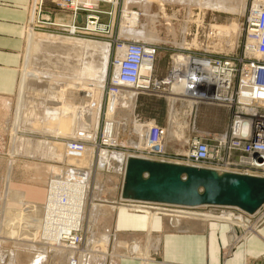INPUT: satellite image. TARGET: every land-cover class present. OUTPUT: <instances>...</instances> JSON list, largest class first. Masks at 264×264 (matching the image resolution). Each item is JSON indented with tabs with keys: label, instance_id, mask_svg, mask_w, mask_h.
Listing matches in <instances>:
<instances>
[{
	"label": "rangeland",
	"instance_id": "1",
	"mask_svg": "<svg viewBox=\"0 0 264 264\" xmlns=\"http://www.w3.org/2000/svg\"><path fill=\"white\" fill-rule=\"evenodd\" d=\"M116 1L114 10H104L108 15L104 16L103 23L110 29L112 26V31L106 27L105 32L97 35L72 34L65 30L62 25L71 22L70 14L50 3L45 6L48 10H42V16L37 18L31 14L27 20L17 91L11 98L10 118L0 129V246L14 251L15 264H29L35 255H41L37 264H72V256L79 251L63 246H60L63 250L58 251L45 248L47 244L62 245L54 225V220L58 225V218H63L59 209L52 210L48 220L54 226V235L39 233L36 242L31 241V238L36 239V234L29 233L20 222L46 213V204L50 206L57 201L56 193L48 197L49 187L53 186L56 191L66 193L64 200L62 196L58 199L60 207L67 205L73 211L76 201H85V245L92 253H82L84 257L79 255L78 258L83 259L84 264H112V203L123 199L120 196L125 156L141 155L136 146L143 145L147 133L139 122L155 121L166 126L165 151L168 161L174 163L182 161L189 136L227 129L230 113L217 112L216 124H209L206 116L212 110L207 105L193 107L184 101L185 97L172 93L178 81L154 85L143 94L121 90L118 98L111 102V98L103 95L113 72L111 40L154 45L157 53L153 74L160 79L173 64L178 67L176 70L184 68L188 58L180 61L179 55L194 52L203 55L213 51L219 56H240L243 23L250 10L264 7V0ZM116 55L120 58L118 52ZM17 109H21L22 114L19 125L15 119ZM137 125L144 128L137 129ZM83 129L95 132L98 138L104 129L105 138H117L116 148L109 154H101L100 160L92 145L69 156L64 139ZM27 140L42 143L41 152L40 148H25ZM8 165L12 172H7ZM52 168L57 170V178L50 180L47 174L48 171L53 174ZM9 178L11 190L23 193L22 201L17 195L6 203L5 183ZM82 189L86 192L82 193ZM33 203L40 205L34 207ZM38 209L45 212L38 216ZM115 211L117 216L118 209ZM54 213L58 218L53 217ZM68 215L71 218L73 213L68 212ZM37 219L45 221L43 217ZM59 226L63 227L62 231L70 228Z\"/></svg>",
	"mask_w": 264,
	"mask_h": 264
},
{
	"label": "built area",
	"instance_id": "2",
	"mask_svg": "<svg viewBox=\"0 0 264 264\" xmlns=\"http://www.w3.org/2000/svg\"><path fill=\"white\" fill-rule=\"evenodd\" d=\"M47 3L70 14L71 22L62 27L72 34L82 32L97 35L105 32L106 27L112 31V26L110 29L109 25L103 23L104 16L108 15L104 10H114L116 0H30L28 20L31 14L37 18L42 16V10H48L45 9ZM242 32L243 43L240 56H219L213 51L203 55L196 52L186 53L185 56L189 58L184 68L176 70V65L173 64L160 79H156L153 74L157 53L154 45L113 39L111 40L113 55L110 63L113 72L115 67L117 71L115 76L112 72L108 78L103 95L111 98L110 101L113 102L118 98L117 95L121 90L126 89L135 91L136 94H143L154 85H170L174 81H183L186 86L179 96L185 97L184 101L190 102L193 107L201 104L224 109L230 113V117L224 132L194 133L189 136L185 141L187 149L180 164L264 177V7L259 10H250L243 23ZM118 51L122 53L120 58L116 55ZM138 124L146 127L147 135L142 142L143 145L140 148L136 146V150L141 155L131 156L170 162L167 158L168 153L165 151L166 126L155 121ZM90 134L95 132L83 129L74 136L66 137L64 146L68 155L70 156L73 152L78 153L92 145L93 150L95 148L96 157L100 160L101 154H109L110 150L117 146V138H105L104 129L100 135L101 139L96 134L91 138ZM125 166L124 161L123 178ZM49 192L51 193L50 187ZM84 192L86 190L82 189V193ZM59 195L64 200L66 193L58 191L57 197ZM122 200L119 202L135 213L163 216L161 211H174L225 220L232 225V232L238 240L255 233L264 223V203L253 213H248L235 206H182L131 199ZM76 204L72 206L73 211H70L67 205L60 207L57 202L50 206L46 204L47 207H45L46 213L48 210L50 213L52 210L59 209L63 218L55 216L56 213L53 217L60 219L58 225L54 220L55 232L61 236L60 244L71 251H80H76L78 253L75 259L72 258V264H84V260H80L78 256L88 252L85 245L87 229L84 227L86 206L85 201H76ZM68 212L73 213V218H69ZM59 225L70 228L62 231L64 229ZM55 232L51 234L54 235Z\"/></svg>",
	"mask_w": 264,
	"mask_h": 264
},
{
	"label": "crops",
	"instance_id": "3",
	"mask_svg": "<svg viewBox=\"0 0 264 264\" xmlns=\"http://www.w3.org/2000/svg\"><path fill=\"white\" fill-rule=\"evenodd\" d=\"M29 4L30 0H0V129L10 118L11 98L17 91ZM206 107L212 110L206 116L209 124H216L217 112H226ZM15 119L19 125L21 109L16 110ZM34 143L24 142V147L40 148L41 152L42 143ZM9 169L8 165L7 172L13 171ZM5 187L6 203L17 195L22 201L23 193L11 190L10 178ZM50 188L51 193H56L55 202L59 203V189L56 191V186ZM33 204L37 207V203ZM121 204L119 201L112 203V264H264V223L255 233L238 240L232 232V225L225 220L174 211H161L163 216L147 215L131 212Z\"/></svg>",
	"mask_w": 264,
	"mask_h": 264
},
{
	"label": "water",
	"instance_id": "4",
	"mask_svg": "<svg viewBox=\"0 0 264 264\" xmlns=\"http://www.w3.org/2000/svg\"><path fill=\"white\" fill-rule=\"evenodd\" d=\"M121 197L182 206H235L253 213L264 203V177L129 156Z\"/></svg>",
	"mask_w": 264,
	"mask_h": 264
},
{
	"label": "bare ground",
	"instance_id": "5",
	"mask_svg": "<svg viewBox=\"0 0 264 264\" xmlns=\"http://www.w3.org/2000/svg\"><path fill=\"white\" fill-rule=\"evenodd\" d=\"M204 1V0H203ZM206 1V0H205ZM128 13V12H127ZM128 19H130V17H128ZM133 22H135L136 21V18H133V20H132ZM143 36V35H142ZM118 53H119V56L120 57H122V53L121 52H119L118 51ZM106 58V57H105ZM177 58V57H176ZM187 58H189V57H185V55H179V57H178V59L180 60V61H185V60H187ZM105 60L106 59H104V62L102 63V70H104V68H105ZM178 62V61H177ZM186 62V61H185ZM177 67V66H176ZM178 68V67H177ZM116 71H117V67L115 68V72H114V76L116 75ZM102 77V76H101ZM185 86H186V84L183 82V81H178L175 85H174V87H175V89H173L172 90V93L173 94H175L176 96L177 95H179V93H181L184 89H185ZM138 126V125H137ZM142 128H144V127H139L138 126V128L137 129H142ZM146 128V127H145ZM129 155H126L125 156V158H124V161H125V163H126V159H127V157H128ZM54 170V169H53ZM69 172H74V170H72V171H70L69 170ZM123 174V173H122ZM47 175H49V178H50V180H53L54 178H55V176L57 175V173H55V172H53V174L52 173H50V171H48V174ZM122 185V184H121ZM121 197V196H120ZM121 199V198H120ZM121 201H123L122 199H121ZM39 209H41V208H39ZM38 209V211L37 210H35V211H37V213H38V216L39 215H41V213L42 212H45L44 210H46V209H44V210H39ZM53 214V211H51L50 213H49V210H48V212L47 213H44V214H42L41 215V217H37V216H35V218H29L28 220L26 219V218H24V219H22L20 222L23 224V226H24V228H26L28 231H30L29 233H32L33 235L34 234H36V239H33V238H31V241L32 242H36V240H37V234L40 236V234L39 233H42L41 235H47V236H51L52 234L51 233H53V231H54V226L48 221L50 218H51V215ZM44 218L45 219V221L44 220H38L37 218ZM33 221V222H32ZM20 223V224H21ZM31 223L32 224H34V225H31ZM19 224V223H18ZM22 224H21V226H22ZM22 226V227H23ZM1 230V229H0ZM1 232V231H0ZM1 234V233H0ZM2 237V236H1ZM32 237V236H31ZM17 240V239H16ZM26 241H27V239H26ZM107 241H105L104 243H106ZM31 246H34L35 244H30ZM55 245V246H54ZM63 246V244L62 245H58V244H53V245H51V244H47V246L45 247L46 249L48 248V249H54V248H56L57 250L56 251H58L59 249H61V247ZM34 248V247H33ZM44 248V247H43ZM44 248V249H45ZM61 250H63V249H61ZM13 252L14 251H9V250H7V249H2L1 248V246H0V264H15V261H14V254H13ZM89 253L91 252V251H88ZM78 253V252H77ZM92 253V252H91ZM90 253V254H91ZM101 253H104V254H106L105 252H101ZM96 254V253H95ZM80 255H82V254H80ZM14 256V257H13ZM76 256H77V254H75L74 256H72L73 257V259H75L76 258ZM100 256H102L103 257V255H100ZM96 257V256H95ZM41 258V255H35V257L30 261V263L29 264H37V262H38V260Z\"/></svg>",
	"mask_w": 264,
	"mask_h": 264
}]
</instances>
